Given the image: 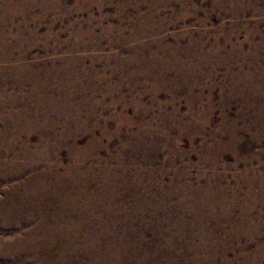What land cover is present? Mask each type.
I'll return each instance as SVG.
<instances>
[{
  "label": "rangeland",
  "instance_id": "obj_1",
  "mask_svg": "<svg viewBox=\"0 0 264 264\" xmlns=\"http://www.w3.org/2000/svg\"><path fill=\"white\" fill-rule=\"evenodd\" d=\"M1 2L0 264H264V0Z\"/></svg>",
  "mask_w": 264,
  "mask_h": 264
},
{
  "label": "bare ground",
  "instance_id": "obj_2",
  "mask_svg": "<svg viewBox=\"0 0 264 264\" xmlns=\"http://www.w3.org/2000/svg\"><path fill=\"white\" fill-rule=\"evenodd\" d=\"M7 7L1 2L0 0V66L5 65L4 67H0V73L1 75L6 73L9 75H17V74H26V72L24 71L26 67H21L19 66V59L14 58V56L11 54V46L9 45V43H7V38L6 36V32H5V20L7 19ZM2 13H4V15H2ZM27 71H29V68H27ZM28 73H31V71H29ZM0 75V76H1ZM1 163V162H0ZM9 168V167H8ZM5 169V168H4ZM10 169V168H9ZM12 170V169H11ZM0 171L1 170V164H0ZM3 172V171H2ZM6 173H1L0 174V183L4 182L5 180L10 179L12 176H9V174L4 175ZM16 174V173H15ZM15 179V177H13ZM13 179V180H14ZM33 180V179H32ZM41 183V182H40ZM13 184V183H11ZM27 184V183H26ZM33 184V183H32ZM20 185V184H19ZM12 186V185H11ZM18 186V185H17ZM29 186V185H28ZM40 186V185H39ZM14 187V184H13ZM16 187V186H15ZM19 187V186H18ZM32 187V186H30ZM6 188V187H5ZM3 189V188H2ZM18 189V188H17ZM23 189V188H22ZM5 190V189H4ZM21 190V189H20ZM25 190V189H24ZM35 190V189H34ZM39 191V190H38ZM6 192H8L6 190ZM14 192V191H13ZM37 192V191H36ZM14 194V193H13ZM7 195V193H6ZM41 195V194H40ZM5 196V195H4ZM3 196V198H4ZM37 197V196H36ZM12 198L14 201V204L12 205ZM34 199V197H33ZM37 199V198H36ZM27 200V199H26ZM23 202V200H19L17 202V196H14L12 194H9L6 198V200L2 201L0 204V216H4V217H10L12 216L16 211H21L20 209L22 208L21 203ZM28 201V200H27ZM35 206L34 203L29 199L28 201V207L26 208V211H30V210H34ZM109 208V207H108ZM40 210V209H39ZM37 211V210H36ZM25 212V211H23ZM27 214V212H26ZM32 214V212H31ZM56 215V214H55ZM54 215V216H55ZM60 215V214H59ZM19 217H24L23 213H19L18 214ZM29 216V215H28ZM3 218V217H2ZM25 218V217H24ZM27 218V217H26ZM43 218V217H42ZM1 219V218H0ZM6 219V218H5ZM30 219V217H29ZM53 219V218H52ZM8 220V219H7ZM6 220V221H7ZM33 220V219H32ZM51 220V219H50ZM59 220V219H58ZM14 221V220H13ZM43 221V220H42ZM10 222V221H9ZM17 224L22 223L24 225V222L27 225L31 224L32 221H14ZM44 223L49 222L53 225H55L53 228L51 235H49V233L47 232V228H46V224H41L38 225L36 227L33 228H29V229H25V235L24 237H20L17 236L16 237V241L14 242V240H10V242L7 243H2V245L0 246L1 249V255H4L6 258L9 254L11 255L10 251H12V253H18V252H22L25 253L27 252V254H31V255H35L37 257L41 256L43 258V256L45 257V259H48V261H50L49 259L51 258L50 256H52V258H55V248H53L57 243V239L59 234V225H58V221H43ZM6 223V222H5ZM39 223V222H38ZM37 223V224H38ZM8 224V223H7ZM36 224V223H35ZM12 225V224H11ZM34 225V224H33ZM58 226V227H57ZM13 227V225H12ZM19 227V226H18ZM21 227V226H20ZM12 229V228H11ZM18 229V228H17ZM2 231V230H1ZM0 231V232H1ZM22 231V230H21ZM2 234V233H1ZM4 234V233H3ZM23 234V233H22ZM62 234V233H61ZM49 236V237H48ZM61 236V235H60ZM8 241V240H7ZM1 242V241H0ZM60 244V243H59ZM95 245V244H94ZM25 257V256H24ZM1 258V257H0ZM3 258V257H2ZM90 258V257H89ZM21 259V258H20ZM27 259V258H26ZM29 259V258H28ZM36 259V258H35ZM38 259V258H37ZM36 259V260H37ZM85 259V258H84ZM9 260V259H8ZM6 261H2L3 264H10L11 262H7ZM11 260V259H10ZM122 260V259H121ZM39 261V259H38ZM46 261V260H45ZM19 263V262H18ZM41 263V262H40ZM14 264V263H13Z\"/></svg>",
  "mask_w": 264,
  "mask_h": 264
}]
</instances>
